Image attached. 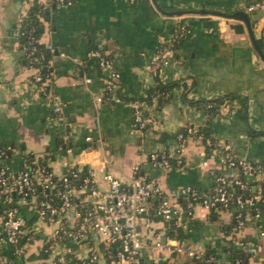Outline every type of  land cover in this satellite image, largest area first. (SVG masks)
Here are the masks:
<instances>
[{
  "label": "crops",
  "instance_id": "1",
  "mask_svg": "<svg viewBox=\"0 0 264 264\" xmlns=\"http://www.w3.org/2000/svg\"><path fill=\"white\" fill-rule=\"evenodd\" d=\"M255 1L0 0V145H13L11 155L0 158V163L18 169L20 154L25 151L57 175L72 166L82 171L93 166L104 189L108 187L104 170L128 185L134 165L139 163L140 174L156 179L170 196L178 208L179 222L175 225L179 229L172 231L161 216L141 215L144 264H159L161 260L153 247L156 239L183 241L212 254L218 261L210 264H233V249L243 251L246 264H264L263 205H254L253 217L238 233L236 243L230 239L238 209L235 202L218 210L197 204L189 213L181 194V189L189 186L210 192L215 185L212 169L226 175L235 171L219 159L217 140L252 163L264 164V56L255 43L264 37V15L258 17L259 11L247 10ZM37 7L43 27L41 41H50L58 52L66 53L50 62L48 94L33 81L35 70L27 65L19 33L24 19ZM242 11L248 12L250 24ZM183 20L191 22V30L172 48L168 62L152 70L151 55ZM96 47L111 57L120 72L121 101H96L103 90V71L87 57V51ZM86 76L91 81H86ZM157 77L176 84L163 97L143 100ZM216 98H224V102L210 117L197 100ZM55 99L63 103L60 114L53 109ZM134 100L142 102L150 117L143 129L135 123ZM190 125L199 133L206 128L207 136L186 135L181 165L161 167L149 158L153 151L175 155L179 143L175 134ZM88 135L93 138L87 139ZM246 179L249 187L243 190L244 195L261 190L256 177ZM18 202L32 232L24 258L39 253L49 239V256L35 258V262H48L59 252L86 253L100 246L91 236L79 243L53 241L55 225L40 219L25 200L19 198ZM7 247L10 256L11 247ZM164 257L177 264L189 259L188 255L172 253Z\"/></svg>",
  "mask_w": 264,
  "mask_h": 264
},
{
  "label": "built area",
  "instance_id": "2",
  "mask_svg": "<svg viewBox=\"0 0 264 264\" xmlns=\"http://www.w3.org/2000/svg\"><path fill=\"white\" fill-rule=\"evenodd\" d=\"M57 3H68L71 0H55ZM250 12L264 10V0H257L248 4ZM191 30V22L179 21L173 29V34L168 41L159 43L150 57V67L158 70L168 62L169 54L178 40ZM20 35L27 37V45L24 55L29 67L35 71L33 81L43 94H48L52 72L43 73L39 62L46 59V51L39 47L44 43L45 48L51 53L48 61L56 55H66L58 52L55 45L48 41H41L36 27L19 29ZM87 57L96 59L103 71V90L96 95L97 102L121 101L118 93L120 72L114 66L111 57L101 48H90ZM86 81L91 77L86 76ZM133 106L135 123L138 129H143L149 123L150 117L146 114L141 101L134 100ZM206 107L211 103H206ZM63 103L55 99L53 109L60 114ZM201 135L198 130L190 125L186 127V133L180 131L177 134L179 148L175 152V162H171L167 151L149 154V158L161 167H169L172 164L181 165L186 135ZM91 135L87 139L91 140ZM219 159L229 167L235 169L231 175H226L216 169H212L215 179L213 189L208 193H202L195 187H184L181 194L184 207L192 213L197 204H202L211 210L227 208L235 202L238 209L235 214V222L232 226L230 239L238 243V233L253 217V207L257 203L264 206V164H254L245 157L237 155L223 140L216 141ZM13 145L7 143L0 146V158L11 155ZM29 152L20 154V167L12 169L9 165L0 163V204L5 208L0 213V264L13 261L5 253L7 245L13 249V253L20 256L25 252V244L20 241L26 231L27 218L22 212L18 199L21 198L37 211L40 219L55 225L52 238L62 237L73 242H84L90 236L95 238L99 247L86 253L59 252L48 262H28L27 264H63L75 260L77 264H144L142 248L145 241L139 227V219L142 214L153 213L161 216L168 227L177 225L176 218L178 208L172 202L170 196L156 179H150L140 174V164L134 165V175L128 185L109 170H104V178L108 182L107 188L100 187L96 180V170L89 166L86 170L70 167L71 176L79 180L75 184L68 173L57 175L49 166L41 163L35 155L30 159ZM83 172V174H82ZM248 176L256 177L260 182V191L251 195H244L243 190L249 187L246 179ZM236 187L240 188L237 192ZM155 199V202H151ZM264 233V229H262ZM156 253L161 260L159 264H177L165 254H184L189 259L184 264H210L218 260L212 254L194 249L183 241H166L156 239L153 242ZM241 258L233 259V264H241ZM13 264V262L11 263Z\"/></svg>",
  "mask_w": 264,
  "mask_h": 264
},
{
  "label": "trees",
  "instance_id": "3",
  "mask_svg": "<svg viewBox=\"0 0 264 264\" xmlns=\"http://www.w3.org/2000/svg\"><path fill=\"white\" fill-rule=\"evenodd\" d=\"M40 12V7H37L35 10H32L29 14L28 17H26L24 19V21L22 22V28H29V27H36V32L39 34L42 33L43 31V27H42V24L38 18V14ZM236 28L238 29H241L239 26H236ZM27 37L25 35H21V42L23 44V47L25 48L27 43ZM258 41V44L260 47H262V49L264 50V37H260L257 39ZM39 47L43 50L46 51V59L43 60V61H40L39 62V65H40V69L43 73H47L49 71H51V65L48 61L49 57H51V53L45 48V44L44 43H39L38 44ZM96 61V59H93ZM175 81L174 82H170V83H165V82H162L159 77H157V83L154 87H152L151 89H149L146 93L145 96L142 97L143 100H146V101H152L153 98H158V97H163L165 95H167L169 89L175 85ZM224 102V98H216V99H199L197 100V104L198 105H201V106H205L206 103H211V106L209 107H206L207 110H208V113H209V116L210 117H213L219 110V107L220 105ZM180 131H184L186 133V127H184L182 130ZM201 133H203L205 135V137L207 136V130L206 128H201L199 130ZM177 134L178 132L175 134L176 137H177ZM169 137V135H164V137ZM2 146V145H0ZM179 148V143H178V146L175 148V151H177ZM167 153L169 154L170 152L167 151ZM28 156L30 157V159H32V157L34 156L33 153H28ZM169 159L171 162H175V156L174 155H170L169 156ZM41 163L47 165L46 163H44L42 160H40ZM48 166V165H47ZM65 173H68L70 176V170H68L67 172ZM83 174V172H82ZM72 177V180L74 181L75 184H79V180L75 179L73 176ZM237 192H240V188L239 187H236L235 189ZM5 208V205L4 204H0V213L4 210ZM24 213V212H23ZM26 215V214H25ZM171 230L174 231V230H178L179 228H175V225H172L171 227ZM32 235V232H30L27 227H26V231L25 233L21 236L20 238V241L22 244H26L29 240H30V237ZM65 238H62V237H58V238H54V240H64ZM7 249L8 247L6 246V249H5V253H8L7 252ZM10 257L13 259V264H27L28 262H35L34 259L35 258H45V257H48L51 250H52V239H49L47 241H45L44 245L42 246L41 250L39 251V253L35 254V253H32L30 254L27 258H24L23 255H16L13 253V249L11 247L10 249ZM233 252V258L235 259L236 257H240L242 260H241V264H246L247 263V260H246V256L245 254L243 253V251L241 250H237V249H233L232 250ZM11 261L9 262H6L5 264H11L12 263ZM63 264H77V262L75 260H70V261H67Z\"/></svg>",
  "mask_w": 264,
  "mask_h": 264
},
{
  "label": "water",
  "instance_id": "4",
  "mask_svg": "<svg viewBox=\"0 0 264 264\" xmlns=\"http://www.w3.org/2000/svg\"><path fill=\"white\" fill-rule=\"evenodd\" d=\"M206 11H207V10H206ZM215 13L221 14L220 11H215ZM241 13L244 15V17H245L247 23L250 24V16H249L248 12H246V11H242ZM262 15H264V10H261V11H259V12L257 13V16H258V17H260V16H262ZM255 43H256V46H257L258 50L260 51V53L264 56V52L262 51V49L259 47V45L257 44L256 41H255Z\"/></svg>",
  "mask_w": 264,
  "mask_h": 264
}]
</instances>
